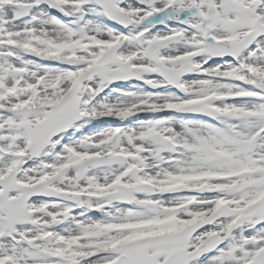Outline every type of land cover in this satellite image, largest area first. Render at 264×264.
I'll return each mask as SVG.
<instances>
[{"label":"snow or ice","instance_id":"6c2138e0","mask_svg":"<svg viewBox=\"0 0 264 264\" xmlns=\"http://www.w3.org/2000/svg\"><path fill=\"white\" fill-rule=\"evenodd\" d=\"M0 264H264V0H0Z\"/></svg>","mask_w":264,"mask_h":264}]
</instances>
